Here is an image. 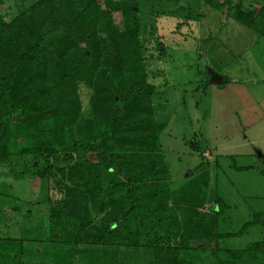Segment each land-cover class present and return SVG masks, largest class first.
<instances>
[{"label": "trees", "instance_id": "1", "mask_svg": "<svg viewBox=\"0 0 264 264\" xmlns=\"http://www.w3.org/2000/svg\"><path fill=\"white\" fill-rule=\"evenodd\" d=\"M202 3L225 8L226 23L264 42V0H152L144 23L136 0H0V165L19 163L48 182L43 235L53 248L37 249L32 264H47L42 252L49 264H121L140 250L148 264L264 258V238L236 249L219 244L239 232L221 229L228 206L207 195L217 159L198 153L187 174L194 177L173 187L159 141L169 99L148 69L166 51L155 19H196ZM208 77L192 90L205 93ZM228 81L224 74L220 84ZM251 224L264 235V213L243 226Z\"/></svg>", "mask_w": 264, "mask_h": 264}, {"label": "rangeland", "instance_id": "2", "mask_svg": "<svg viewBox=\"0 0 264 264\" xmlns=\"http://www.w3.org/2000/svg\"><path fill=\"white\" fill-rule=\"evenodd\" d=\"M136 1L141 22H147L152 0ZM170 3L155 7L169 9ZM196 11L198 17L186 21L178 13L155 19L166 51L162 60L150 61L148 69L150 80L160 83L169 99L165 111L169 120L159 141L173 187L194 177L187 174L200 164L198 153L209 162L217 159L207 195H217L228 206L221 229L239 232L219 244L243 248L264 238L260 226H243L253 214L264 213V42H256L255 34L244 26L226 23L225 8L219 11L202 3ZM152 45L148 47L156 56ZM210 70L229 76V81L210 84L205 93L200 88L193 91L199 76ZM197 95L204 101L201 108L195 106ZM190 142L200 148L192 150ZM20 165H0V239H16L0 242V264H32V258H39L37 249L53 248L43 235L48 182L23 172ZM46 253H40L41 259L49 264ZM148 257L140 250L124 254L120 263L148 264ZM248 263L264 264V258Z\"/></svg>", "mask_w": 264, "mask_h": 264}, {"label": "water", "instance_id": "3", "mask_svg": "<svg viewBox=\"0 0 264 264\" xmlns=\"http://www.w3.org/2000/svg\"><path fill=\"white\" fill-rule=\"evenodd\" d=\"M209 77H208V83H213V84H220L222 81V76L219 75L218 73L214 71H209L208 72Z\"/></svg>", "mask_w": 264, "mask_h": 264}]
</instances>
